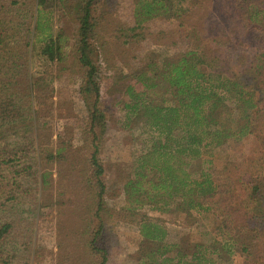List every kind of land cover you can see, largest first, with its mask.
<instances>
[{"label":"rangeland","instance_id":"374dc122","mask_svg":"<svg viewBox=\"0 0 264 264\" xmlns=\"http://www.w3.org/2000/svg\"><path fill=\"white\" fill-rule=\"evenodd\" d=\"M11 1L14 0L0 1V111L10 113L2 123L4 142L12 145V142L32 140L33 151L41 141L43 149L51 153L62 142L66 153L64 158L38 164L39 169L45 167L49 185L36 188L25 180L12 194L16 200L5 202L4 215L13 221V227L4 241L3 256L9 257V264H91L97 258L89 254L87 242L98 226L89 187L92 134L88 122L92 105L80 92L84 70L73 47L77 21L67 7L70 0H56L52 18L44 16L50 22L51 32H62L63 43L67 44L68 57L56 66L40 55L39 44L28 46L36 14L34 3L16 0L18 4L12 5ZM246 2L264 10V0H185L181 4L188 10L186 24L202 29L200 41L205 48L221 54L226 71L233 64L236 70H242L257 48L251 38L230 34L248 29L244 21ZM134 8L135 0H100L94 11L93 59L99 69V109L106 121L99 157L104 168L101 180L105 185L106 207L100 245L109 252L107 264H137L142 246L146 253L152 249L153 245L142 239L139 230V223L145 217L164 225L168 241L184 245L200 239L211 243L220 223L218 216L208 213L191 210L188 215L177 204L179 199H175L169 212L156 211L150 206L128 208L124 187L133 178L137 159L150 145L153 132L144 121L128 123L127 84L132 80L131 75L143 70L151 60L160 64L189 43V39L178 35L180 20L174 18L156 19L132 30ZM210 9L217 10L214 14L217 18ZM233 50L241 58L234 60ZM31 78L36 80L34 87ZM161 91L160 100L170 99ZM260 135L256 132L239 142H229L211 156L203 157L212 161V171L221 190V195L213 199L215 210L224 209L234 223L245 220V208L249 205L241 179H245L249 168L264 164ZM201 163L200 159L196 160L189 168L197 174ZM218 264H264V246L251 255L235 254L228 262L223 260Z\"/></svg>","mask_w":264,"mask_h":264},{"label":"trees","instance_id":"16d2710c","mask_svg":"<svg viewBox=\"0 0 264 264\" xmlns=\"http://www.w3.org/2000/svg\"><path fill=\"white\" fill-rule=\"evenodd\" d=\"M29 1L34 3L36 14L32 18L34 23L28 46L39 44L40 55L59 66L68 57L67 44L63 43L65 37L62 32H51L50 22L45 19L52 18L56 0ZM99 1L70 0L67 1L69 6L66 5L78 26L73 47L84 70L80 92L83 99L92 105L88 122V131L92 134L89 187L93 193L94 217L98 226L87 242L89 254L97 258L91 264L109 262L108 250L100 245L106 207L105 185L101 180L104 168L99 156L106 121L99 109V69L93 59L94 11ZM184 1L135 0V27L132 30L149 21L174 18L180 20L178 35L189 39V43L185 49L168 55L160 64L151 60L143 70L132 74V80L127 84L129 101L125 107L128 123L144 121L153 135L150 145L137 159L133 178L125 184L124 194L128 208L132 210L150 206L156 211L169 212L175 199H179L177 204L188 215L191 210L208 213L218 216L220 223L211 243L200 239L184 245L168 241V231L159 220L143 218L139 223L140 234L153 247L146 253L143 252L145 246H142L139 264H218L223 260L228 262L235 254L251 255L264 246V164L249 168L245 179H241L249 205L245 208V220L234 223L224 209L215 210L213 199L221 195V190L212 171V161L203 159L204 155L211 156L223 145L239 142L256 132L261 134L264 158V10L246 2L244 21L249 25L248 29L240 33L231 31L230 34L251 38L257 48L242 70H236L233 64L226 71L221 63V54L205 48L200 41L202 29L186 24L188 10L181 6ZM10 3L18 4L16 0ZM210 10L217 18L218 15H214L217 10ZM231 55L234 60L240 57L234 50ZM35 81L31 78V87L36 85ZM161 90L170 99L160 100L162 97L158 93ZM36 114L34 111V116ZM9 115L0 111V212L3 213L0 216V264H9V257L5 258L2 250L13 227V221L4 215L5 202L16 200L12 194L25 180L36 188L49 185V175L45 167L39 169V165L64 158L66 153L62 142L57 143L55 153L43 149L41 141L33 151L32 140L28 143L12 142V145L4 142L6 136L1 131L2 123ZM36 132L37 129L35 137ZM199 159L202 162L199 164L200 172L195 174L190 168L192 162Z\"/></svg>","mask_w":264,"mask_h":264}]
</instances>
